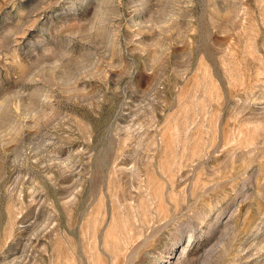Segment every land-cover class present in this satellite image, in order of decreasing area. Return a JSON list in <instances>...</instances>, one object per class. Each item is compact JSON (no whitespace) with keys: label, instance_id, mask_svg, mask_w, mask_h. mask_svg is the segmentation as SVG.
<instances>
[{"label":"rangeland","instance_id":"obj_1","mask_svg":"<svg viewBox=\"0 0 264 264\" xmlns=\"http://www.w3.org/2000/svg\"><path fill=\"white\" fill-rule=\"evenodd\" d=\"M0 264H264V0H0Z\"/></svg>","mask_w":264,"mask_h":264}]
</instances>
